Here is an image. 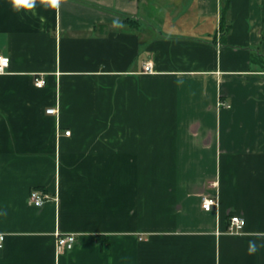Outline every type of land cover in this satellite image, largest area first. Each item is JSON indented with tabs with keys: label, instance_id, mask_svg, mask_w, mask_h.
<instances>
[{
	"label": "crops",
	"instance_id": "obj_1",
	"mask_svg": "<svg viewBox=\"0 0 264 264\" xmlns=\"http://www.w3.org/2000/svg\"><path fill=\"white\" fill-rule=\"evenodd\" d=\"M223 1L0 0V264H264V5Z\"/></svg>",
	"mask_w": 264,
	"mask_h": 264
},
{
	"label": "built area",
	"instance_id": "obj_2",
	"mask_svg": "<svg viewBox=\"0 0 264 264\" xmlns=\"http://www.w3.org/2000/svg\"><path fill=\"white\" fill-rule=\"evenodd\" d=\"M10 66V58L5 56L0 52V75L6 74L8 72ZM144 72L145 73H153V65L151 63L144 64ZM35 86L38 88L44 87L46 81L43 76H38L35 78ZM221 105L226 106L225 103L221 102ZM47 114L57 115L58 110L55 108H49ZM65 135H70V132H65ZM211 185L213 187L217 186V182H212ZM51 200V196L49 194L44 193L41 190L34 189L31 191L29 196V203L35 207H42L46 202ZM219 201L217 197L205 196L202 199V208L203 210L210 212L214 208H218ZM245 220L240 216H232L229 218L226 233L228 234H242L245 228ZM5 234L0 233V250L4 248L5 242ZM77 236L76 234H61L57 233V253L61 254L66 251H70L74 248L76 243Z\"/></svg>",
	"mask_w": 264,
	"mask_h": 264
},
{
	"label": "trees",
	"instance_id": "obj_3",
	"mask_svg": "<svg viewBox=\"0 0 264 264\" xmlns=\"http://www.w3.org/2000/svg\"><path fill=\"white\" fill-rule=\"evenodd\" d=\"M264 5V0H263ZM230 11V0L223 1L222 4V10H221V25L224 26V23L226 22V17ZM257 58L253 57V61H256Z\"/></svg>",
	"mask_w": 264,
	"mask_h": 264
},
{
	"label": "clouds",
	"instance_id": "obj_4",
	"mask_svg": "<svg viewBox=\"0 0 264 264\" xmlns=\"http://www.w3.org/2000/svg\"><path fill=\"white\" fill-rule=\"evenodd\" d=\"M257 251V246L255 243H251L249 244V247H248V252L249 254H253Z\"/></svg>",
	"mask_w": 264,
	"mask_h": 264
},
{
	"label": "snow or ice",
	"instance_id": "obj_5",
	"mask_svg": "<svg viewBox=\"0 0 264 264\" xmlns=\"http://www.w3.org/2000/svg\"><path fill=\"white\" fill-rule=\"evenodd\" d=\"M18 3H26L27 4V0H18ZM29 7H31V4H28Z\"/></svg>",
	"mask_w": 264,
	"mask_h": 264
}]
</instances>
